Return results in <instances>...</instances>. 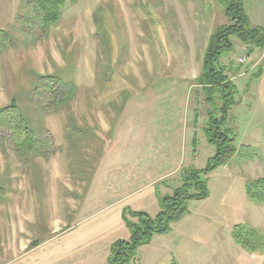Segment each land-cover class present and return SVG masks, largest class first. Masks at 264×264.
Returning <instances> with one entry per match:
<instances>
[{
	"label": "rangeland",
	"instance_id": "1",
	"mask_svg": "<svg viewBox=\"0 0 264 264\" xmlns=\"http://www.w3.org/2000/svg\"><path fill=\"white\" fill-rule=\"evenodd\" d=\"M19 15L23 17L15 16L16 20H11L10 28L1 29L11 33L9 46L20 47L22 37L29 38L31 45L27 47L31 49L30 54L35 61L41 54L44 64V57L48 54L50 72L42 74L56 75L74 86L68 102L66 98L54 100L42 89L34 92L33 87L17 98L20 104L17 100L16 103L22 107L35 134L45 139L46 148L40 149V153L32 151L23 154L14 144L10 131L0 127V167L4 166L0 170V181L10 180V167L17 168L14 170L17 172V184L23 182L34 186L29 191L33 195L30 199L38 200L37 209L41 210L42 222L48 221L54 215V209L62 203L58 193H63V186L72 184L78 177H85L87 169L95 162L94 154L101 152L102 141L98 149L94 145L91 150L88 148L91 137H104L90 115L97 112L104 114L108 99L114 97L118 100L120 87L124 92L136 93L130 107L135 108L142 92L149 93L151 102L163 103L169 95L167 79H173L169 78L173 77L169 72L178 76L199 72L200 56L209 33L220 24H229V18L217 0H65L60 19L45 31L32 27L24 13ZM28 15L31 16V12ZM18 22H22L21 26ZM230 39L233 50L223 54L221 61L226 67L225 73L238 91L226 126L237 145L250 144L255 151L250 160L232 158L229 165L239 167V171L241 168L246 180L264 175V135L258 137L253 134L254 129L264 133V101L251 104L250 96L246 94L248 76L259 66L254 64L255 53H249L235 35ZM94 55L101 57V64L107 62L108 70H112L113 74L107 73L103 78L91 81L88 71ZM240 57H246V60L240 62ZM123 58L132 59V63L129 60L128 65L122 64ZM56 62L60 66L54 70ZM121 71H126V74L122 76ZM163 81L164 84L159 85ZM190 82L193 87L189 92V102L190 97L195 100L189 106L193 108L194 115L187 120L186 127L190 128L187 129L188 137L196 140V152L204 154L210 147L213 154L214 147L207 142L203 129L208 119L206 112L212 107L203 101L200 87L195 85L193 79ZM92 84L103 91L108 87L113 88V93L90 95L88 86ZM66 89L68 87L60 93L66 92ZM136 96L140 98L136 100ZM89 97L92 99L89 100ZM57 137L69 138L68 146L64 143L59 147ZM198 159L204 163L202 155ZM241 164L244 166L241 167ZM169 184L173 185L170 192L180 185L179 173ZM243 184L242 178H234V184L224 200L220 220L209 222L215 225L209 236V246L214 240L215 247L212 250L207 247L206 250L210 252L202 251L204 254L193 257L191 264H264V249L259 253L248 252L236 244L231 235L232 227L239 224L264 233V204L246 200ZM18 195L17 190L0 188L1 220L26 219V205H23L25 196ZM23 223L33 224L29 221ZM139 254L140 250L137 252L140 259ZM158 257L159 262H151L147 257L145 264H172L171 259L163 253Z\"/></svg>",
	"mask_w": 264,
	"mask_h": 264
},
{
	"label": "crops",
	"instance_id": "2",
	"mask_svg": "<svg viewBox=\"0 0 264 264\" xmlns=\"http://www.w3.org/2000/svg\"><path fill=\"white\" fill-rule=\"evenodd\" d=\"M242 2L250 24L264 26L263 1ZM29 12L22 0H0V29L10 28L11 20H16L15 16L24 13L26 17ZM22 22L17 24L21 26ZM22 38V46L8 44L0 49V107L12 100L19 103L17 98L34 86L35 76L50 72L48 54L44 57V64L41 54L35 61L30 54L31 49L27 47L31 45L29 38ZM206 44L207 41L200 56V69ZM251 53L256 55L254 64H259L260 74L249 80L246 94L250 96L251 104L262 103L264 49H255ZM99 58L101 57L94 55L89 63L88 74L91 81L103 78L107 73L113 74L112 70H108L107 62L103 65ZM123 59L121 63L124 65H128L129 60L132 63V59ZM59 66L60 63L56 62L54 70ZM97 67L104 69L98 70ZM200 69L195 75L187 73L178 76L169 72L173 75L169 78L173 79H167L169 95L163 103L151 102L149 93L142 92L140 100L136 96L135 108L130 107V101L135 98L136 93L124 92L120 87L118 100L114 97L108 99L104 114L97 112L90 115L104 137H91L88 148L91 150L94 145L98 149L102 141L101 152L94 154L95 162L87 169L85 177H78L72 184L63 186V193H58L62 203L54 209V215L48 221L42 222L41 210L37 209L38 200L30 199L33 195L29 191L34 186L23 182L17 184V172L14 171L17 168L10 167V180L0 181V188L17 190L18 196H25L23 205H26V219H21L33 224L27 225L16 219H0V264H106L112 242L129 238V230L122 219L124 208L156 214L159 210L158 197L170 192L173 185L169 183L180 169L202 168L212 154L210 147L204 154L196 152L198 144L193 148V137H188L189 127H186L187 120H191L194 115L193 108L189 107L195 100L190 97L189 102V92L193 87L190 81H194ZM125 72L121 71L122 76ZM134 75L137 77V73ZM186 79L190 81L187 82ZM161 84L164 81L159 83ZM88 89L90 95L113 93V88L108 87L103 91L96 84L88 86ZM259 132L260 130L254 129L253 134L258 137L264 135ZM69 141L67 137L56 139L59 147L64 143L68 146ZM200 155L204 163L199 162ZM242 166L244 165L241 164ZM235 177L242 178V182H245L239 167L233 168L225 164L215 168L208 175V196L191 200L188 214L172 223L169 232L155 234L148 244L139 247L142 264H145L147 257H150L151 262H159L158 256L162 253L171 259L172 264H191L192 258L196 255L201 257L204 254L201 252L207 247L212 250L215 247L214 240L209 246V236L215 225L209 222L220 220L224 200Z\"/></svg>",
	"mask_w": 264,
	"mask_h": 264
},
{
	"label": "trees",
	"instance_id": "3",
	"mask_svg": "<svg viewBox=\"0 0 264 264\" xmlns=\"http://www.w3.org/2000/svg\"><path fill=\"white\" fill-rule=\"evenodd\" d=\"M22 1L31 12V16H26L29 24L43 31L60 19L65 5V0ZM217 1L228 16L229 24H220L209 34L200 73L194 79L203 94V101L212 107L206 110L208 119L203 129L207 142L214 147V153L202 168L180 169V185L170 193L158 197L159 210L156 214L124 208L122 219L129 230V238L112 242L106 264H141L137 255L139 247L148 244L155 234L169 232L172 223L188 214L189 201L208 196V175L215 168L229 164L232 158L243 161L253 158L255 147L250 144L237 145L231 130L226 126L230 110L236 103L238 89L225 73L226 67L222 64L221 57L233 50L230 39L232 35L245 45L249 53L255 49H264V26L250 24L242 0ZM10 38L11 33L0 29V48L10 44ZM259 74L260 66L248 76V80ZM66 87V92L60 93ZM40 89L46 91L54 100L62 101L66 98L67 102L74 92L72 83L63 81L56 75L37 76L32 90L38 92ZM0 127L10 131L14 144L23 154L32 151L40 153V149L46 148L45 139L42 135L35 134L27 116L15 100L0 107ZM192 145L195 148L194 138ZM244 192L249 200L264 204V175L246 179ZM231 235L234 242L248 252L259 253L264 249V233L261 231L239 224L232 227Z\"/></svg>",
	"mask_w": 264,
	"mask_h": 264
},
{
	"label": "built area",
	"instance_id": "4",
	"mask_svg": "<svg viewBox=\"0 0 264 264\" xmlns=\"http://www.w3.org/2000/svg\"><path fill=\"white\" fill-rule=\"evenodd\" d=\"M246 60V57H240L239 59H238V61H240V62H243V61H245Z\"/></svg>",
	"mask_w": 264,
	"mask_h": 264
}]
</instances>
